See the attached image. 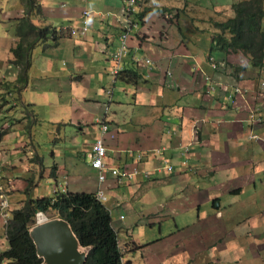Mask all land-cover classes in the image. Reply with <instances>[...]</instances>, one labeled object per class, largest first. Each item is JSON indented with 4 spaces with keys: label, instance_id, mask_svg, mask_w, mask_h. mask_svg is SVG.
<instances>
[{
    "label": "crops",
    "instance_id": "crops-1",
    "mask_svg": "<svg viewBox=\"0 0 264 264\" xmlns=\"http://www.w3.org/2000/svg\"><path fill=\"white\" fill-rule=\"evenodd\" d=\"M40 1L41 13L0 0V175L11 207L102 188L124 262L264 264V140L250 138L264 137V69L216 45L233 10L140 0L115 77L126 0ZM86 9L88 32L73 34ZM23 17L59 32L30 48L27 66L12 53ZM103 120L107 166L137 170L126 182L108 169L100 182L91 163Z\"/></svg>",
    "mask_w": 264,
    "mask_h": 264
},
{
    "label": "trees",
    "instance_id": "trees-1",
    "mask_svg": "<svg viewBox=\"0 0 264 264\" xmlns=\"http://www.w3.org/2000/svg\"><path fill=\"white\" fill-rule=\"evenodd\" d=\"M24 2L26 10L41 13L40 0ZM232 7L233 15L217 24L221 31L215 34L216 45L225 50L241 51L255 66L264 69V0H234ZM135 13L132 12V18ZM18 34L21 39L12 48L13 60L26 66L30 63L29 52L34 44H45L50 38L57 42L59 38L56 27H40L32 23L30 17L19 19ZM133 74L139 76L136 71ZM38 211L49 217L67 219L80 241L93 246L85 264H130L129 260L123 261L124 252L109 208L95 192L88 191L28 195L20 207L11 211L6 227L8 248L0 253V260H6V264H44L30 234Z\"/></svg>",
    "mask_w": 264,
    "mask_h": 264
},
{
    "label": "built area",
    "instance_id": "built-area-1",
    "mask_svg": "<svg viewBox=\"0 0 264 264\" xmlns=\"http://www.w3.org/2000/svg\"><path fill=\"white\" fill-rule=\"evenodd\" d=\"M137 2L138 0H126V6H125L126 12L124 13L126 23L123 24V32L120 35V46L113 56L114 66L111 70L112 74L115 77L119 76V74L124 69V66L122 65V57L128 51V47H129L128 38H129L130 30L135 23L131 19L130 14L135 11ZM89 15H90L89 10L86 9L83 11V26L79 29H72L71 32L73 34L75 33L86 34L88 32L89 22H90ZM147 61L150 62L151 59L147 58ZM211 63L214 68H217L219 65L214 60L213 57H211ZM252 112H255V110L253 109ZM251 118H252V122L261 121L262 119L260 116L255 117L254 114L251 115ZM108 129H109V124L103 121L101 124V135L93 142L92 151L90 153L91 163L95 168H97L100 171V174H99L100 182L105 181L106 176L104 174V171L106 169H108L111 172V174L117 178L119 182H126L130 180V178H132L133 174L137 170H128L120 166H110V167L107 166L105 159L109 153H108V149L105 144V139H106L105 135L108 132ZM251 138L256 139V140L262 138L264 140V137L260 136L259 134L255 132L251 134ZM166 168L170 171L174 170V166L172 164H167ZM96 196L100 200L106 199V195L102 188H99L96 191ZM0 204H1L0 210L1 212H3V210L8 206V200L5 194H3L2 192H0Z\"/></svg>",
    "mask_w": 264,
    "mask_h": 264
},
{
    "label": "water",
    "instance_id": "water-1",
    "mask_svg": "<svg viewBox=\"0 0 264 264\" xmlns=\"http://www.w3.org/2000/svg\"><path fill=\"white\" fill-rule=\"evenodd\" d=\"M37 254L44 264H85L92 245H84L71 223L56 216L30 228Z\"/></svg>",
    "mask_w": 264,
    "mask_h": 264
},
{
    "label": "clouds",
    "instance_id": "clouds-1",
    "mask_svg": "<svg viewBox=\"0 0 264 264\" xmlns=\"http://www.w3.org/2000/svg\"><path fill=\"white\" fill-rule=\"evenodd\" d=\"M140 2V0H138V2H137V5H138V3ZM137 5H136V7H137ZM134 12H136V9H135V11ZM132 15V13L130 14V16ZM131 19L134 21V19L132 18V16H131ZM122 24H124V22L122 23ZM123 27V26H122ZM132 29V28H131ZM131 31V30H130ZM215 60V59H214ZM216 61V60H215ZM210 62H211V60H210ZM217 62V61H216ZM218 63V62H217ZM212 64V63H211ZM219 64V63H218ZM219 66V65H218ZM218 68V67H217ZM263 84H264V82H263ZM103 121H105L106 122V120H103ZM102 121V122H103ZM261 121H262V119H261ZM261 121H259V122H261ZM0 187H1V189H0V192H2L3 194H5V196L7 197V200H8V206L3 210V212H1V210H0V220H1V222H2V224H3V226H4V228H5V233H6V227H7V224H8V221H9V218H10V216H11V211L13 210V209H15V208H12L11 207V200H10V198H9V195H8V193H7V190H6V187H5V184H4V182L2 181V176L0 175ZM96 193V192H95ZM102 201H104V200H102ZM0 207H1V204H0ZM20 207V206H19ZM43 213V215H45L43 218H39V213ZM36 222H35V224H37V223H39V222H42V221H44V220H46V219H50V218H53V217H48L47 216V214L45 213V212H43V211H38L37 213H36ZM56 217V216H55ZM34 224V225H35ZM33 225V226H34ZM7 238V237H6ZM3 252V251H2ZM1 253V252H0ZM5 262L4 264H6V260H4V259H2V260H0V262ZM2 264V263H1Z\"/></svg>",
    "mask_w": 264,
    "mask_h": 264
},
{
    "label": "rangeland",
    "instance_id": "rangeland-1",
    "mask_svg": "<svg viewBox=\"0 0 264 264\" xmlns=\"http://www.w3.org/2000/svg\"><path fill=\"white\" fill-rule=\"evenodd\" d=\"M230 1V2H229ZM207 2L208 3H217V4H219V6L221 7V1L220 0H207ZM223 2V5H222V10H223V13H226V12H230V9L231 10H233V12H234V9H233V7L231 6V8H230V6H229V3H230V5H232V3L234 2V0H223L222 1ZM226 2H227V4L228 5H226ZM233 12H230L231 14H233ZM230 14V15H231ZM253 132H251L250 133V138H251V134H252ZM44 138H46V136H43V139ZM43 139H41L40 141L42 142V141H44ZM45 145H46V143H45ZM51 147V146H50ZM53 169V168H52ZM50 170H51V167H50ZM44 183V182H43ZM52 183H54V181H52ZM42 186H44V184L43 185H41V187ZM60 191H62V192H67V190H65V189H61ZM155 198V196L154 195H151V199L153 200ZM150 202V201H149ZM48 216V215H47ZM148 216V215H147ZM49 217V216H48ZM50 218V217H49ZM137 234L139 233L138 231L136 232ZM8 248V241H7V239L5 238V237H2L1 238V241H0V252H2V251H4V250H6Z\"/></svg>",
    "mask_w": 264,
    "mask_h": 264
},
{
    "label": "bare ground",
    "instance_id": "bare-ground-1",
    "mask_svg": "<svg viewBox=\"0 0 264 264\" xmlns=\"http://www.w3.org/2000/svg\"><path fill=\"white\" fill-rule=\"evenodd\" d=\"M45 215H43V213H39V218H43ZM8 241V240H7ZM124 252V251H123Z\"/></svg>",
    "mask_w": 264,
    "mask_h": 264
}]
</instances>
